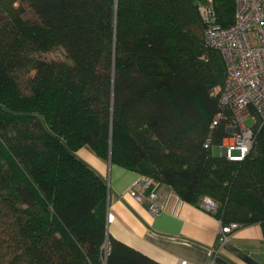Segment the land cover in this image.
Wrapping results in <instances>:
<instances>
[{"label": "trees", "instance_id": "16d2710c", "mask_svg": "<svg viewBox=\"0 0 264 264\" xmlns=\"http://www.w3.org/2000/svg\"><path fill=\"white\" fill-rule=\"evenodd\" d=\"M206 1L0 0V264H160L108 235L85 147L264 233V129L242 163L205 148L226 73ZM211 2L231 27L235 0Z\"/></svg>", "mask_w": 264, "mask_h": 264}, {"label": "crops", "instance_id": "0c3cea01", "mask_svg": "<svg viewBox=\"0 0 264 264\" xmlns=\"http://www.w3.org/2000/svg\"><path fill=\"white\" fill-rule=\"evenodd\" d=\"M77 155L107 183V232L112 238L140 251L160 264H264V233L261 225L243 226L229 242L220 245V219L199 204L182 200L173 188L159 183L156 190L160 214L150 213L152 202L130 194L141 176L99 158L85 147Z\"/></svg>", "mask_w": 264, "mask_h": 264}, {"label": "built area", "instance_id": "2783aa9c", "mask_svg": "<svg viewBox=\"0 0 264 264\" xmlns=\"http://www.w3.org/2000/svg\"><path fill=\"white\" fill-rule=\"evenodd\" d=\"M235 23L225 28L219 23L211 0L201 3L199 9L204 20V44L220 53L225 66V79L216 88L219 109L213 116L210 129L213 133L223 129L225 135L216 142L212 137L205 148L214 152L221 148L220 156L227 161L242 163L257 145L259 133L264 129V0H235ZM246 122H252L246 126ZM159 182L141 175L131 186L129 194L143 202L145 192L152 202L150 213L160 214L157 204ZM202 208L217 214L219 204L211 197H204ZM242 225L220 221L218 242L222 246L230 241ZM108 250V243L106 251Z\"/></svg>", "mask_w": 264, "mask_h": 264}, {"label": "rangeland", "instance_id": "374dc122", "mask_svg": "<svg viewBox=\"0 0 264 264\" xmlns=\"http://www.w3.org/2000/svg\"><path fill=\"white\" fill-rule=\"evenodd\" d=\"M60 56H61V52L60 51H53V52H50V53L43 54L42 57L45 58V59H47V60H52L54 58H59ZM21 78H22V81L25 82L27 80L28 76L22 75ZM215 90H214V93H215ZM245 124H246V126H251L252 125V122H246ZM213 151L217 155H220L221 148L220 147H215Z\"/></svg>", "mask_w": 264, "mask_h": 264}, {"label": "water", "instance_id": "95a60500", "mask_svg": "<svg viewBox=\"0 0 264 264\" xmlns=\"http://www.w3.org/2000/svg\"><path fill=\"white\" fill-rule=\"evenodd\" d=\"M107 243H108V241H107ZM107 245V244H106Z\"/></svg>", "mask_w": 264, "mask_h": 264}]
</instances>
